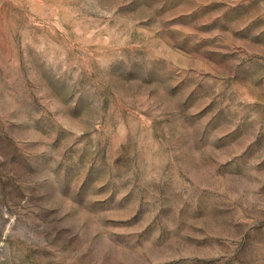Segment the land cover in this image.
<instances>
[{"label":"rangeland","instance_id":"obj_1","mask_svg":"<svg viewBox=\"0 0 264 264\" xmlns=\"http://www.w3.org/2000/svg\"><path fill=\"white\" fill-rule=\"evenodd\" d=\"M0 264H264V0H0Z\"/></svg>","mask_w":264,"mask_h":264}]
</instances>
